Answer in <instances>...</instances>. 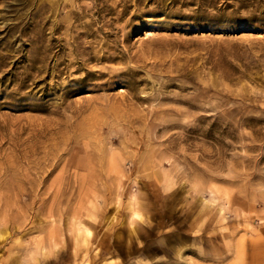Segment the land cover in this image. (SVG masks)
<instances>
[{
	"label": "rangeland",
	"instance_id": "374dc122",
	"mask_svg": "<svg viewBox=\"0 0 264 264\" xmlns=\"http://www.w3.org/2000/svg\"><path fill=\"white\" fill-rule=\"evenodd\" d=\"M0 264H264V0H0Z\"/></svg>",
	"mask_w": 264,
	"mask_h": 264
}]
</instances>
